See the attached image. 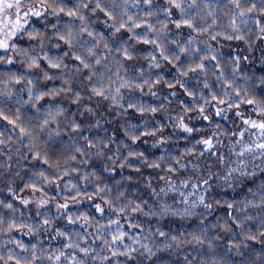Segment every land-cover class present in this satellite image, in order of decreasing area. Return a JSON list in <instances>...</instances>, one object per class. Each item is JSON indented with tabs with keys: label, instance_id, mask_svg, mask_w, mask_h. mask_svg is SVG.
Masks as SVG:
<instances>
[{
	"label": "clouds",
	"instance_id": "obj_1",
	"mask_svg": "<svg viewBox=\"0 0 264 264\" xmlns=\"http://www.w3.org/2000/svg\"><path fill=\"white\" fill-rule=\"evenodd\" d=\"M0 264H264V0H0Z\"/></svg>",
	"mask_w": 264,
	"mask_h": 264
}]
</instances>
